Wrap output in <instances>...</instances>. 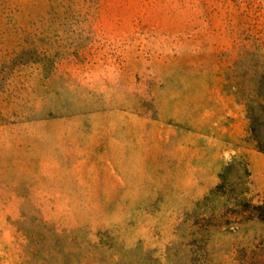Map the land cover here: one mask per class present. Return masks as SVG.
I'll use <instances>...</instances> for the list:
<instances>
[{
    "label": "rangeland",
    "instance_id": "1",
    "mask_svg": "<svg viewBox=\"0 0 264 264\" xmlns=\"http://www.w3.org/2000/svg\"><path fill=\"white\" fill-rule=\"evenodd\" d=\"M199 79L258 151L264 0H0V264H264V159L186 143Z\"/></svg>",
    "mask_w": 264,
    "mask_h": 264
},
{
    "label": "crops",
    "instance_id": "2",
    "mask_svg": "<svg viewBox=\"0 0 264 264\" xmlns=\"http://www.w3.org/2000/svg\"><path fill=\"white\" fill-rule=\"evenodd\" d=\"M212 76H210L211 78ZM208 79L197 81L198 91L203 94L197 97V122H203L197 126V134H186V143L197 146L198 150H205L213 154L210 160L213 162V169L218 171V161L232 159L238 155H246L251 166L257 168L258 161L263 156L254 148H241V138L245 134L246 121L241 105L223 91L222 86L217 82L203 83ZM196 137L191 141L189 138ZM259 190L264 189V184L259 185Z\"/></svg>",
    "mask_w": 264,
    "mask_h": 264
},
{
    "label": "trees",
    "instance_id": "3",
    "mask_svg": "<svg viewBox=\"0 0 264 264\" xmlns=\"http://www.w3.org/2000/svg\"><path fill=\"white\" fill-rule=\"evenodd\" d=\"M255 139L257 141V149H258V151L261 152V153H264V141L260 137H258L257 135H255Z\"/></svg>",
    "mask_w": 264,
    "mask_h": 264
}]
</instances>
